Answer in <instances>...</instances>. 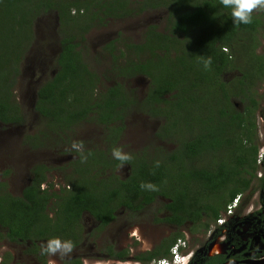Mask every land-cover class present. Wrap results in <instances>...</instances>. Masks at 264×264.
<instances>
[{
  "label": "trees",
  "instance_id": "obj_1",
  "mask_svg": "<svg viewBox=\"0 0 264 264\" xmlns=\"http://www.w3.org/2000/svg\"><path fill=\"white\" fill-rule=\"evenodd\" d=\"M159 6L168 10L165 30L151 24L141 42L124 43V49L117 54H113L117 49L115 40L104 47L113 54L112 68L117 74L141 73L149 77L144 107L166 116L157 134H178V145L162 156L131 153L124 177L114 173L100 177L102 171L114 168L120 161L110 156L109 150L99 149L84 152L88 156L86 163L81 162L78 153L68 188H41L49 170L43 163L34 165L32 177L20 194H12L1 181L0 239L29 240L35 245L39 239L69 240L70 235L75 238L80 232L83 211L105 224L114 217L117 207L138 210L157 196L166 199L163 205L168 213L156 220L176 225L189 220L191 231L206 232L236 194L247 191L249 196L256 190L264 191V157L261 164L257 163L255 142L257 102L245 89L264 78V54L255 50L256 33L263 25L261 16L253 13L251 24L234 25L230 9L224 8L220 0H140L137 11ZM48 10H56L62 36L57 68L37 88L35 109L60 129L71 128L87 118L102 123L108 130L107 139L113 143L123 127L125 109L134 102L132 90L127 91L120 82L97 90L98 76L85 62L76 38L77 34L83 38L93 23L102 22L106 16L133 12L129 0H0V121L19 123L23 119L11 89L19 60L33 35L32 20L36 13ZM241 32H245L246 43L237 42ZM233 45L238 46L244 58L237 87L250 100L242 109L229 102L228 91L237 89L234 86L232 90L223 79L227 70L236 67ZM131 51L135 58L130 57ZM199 55L211 56L210 70L204 69ZM223 149L224 156L217 161L193 164L198 156ZM259 168L261 176H257ZM141 182H151L158 190H142ZM241 206L242 203L237 210ZM249 217L252 229L264 230L259 216ZM179 235L182 233L175 231L135 257L149 264L153 258L168 255ZM233 240L241 243L238 237ZM29 250L35 252L36 248ZM233 256L241 255L232 253ZM9 258V253L3 254L0 264H9ZM223 260L220 255H201L190 264H219ZM70 263L81 264V260L64 262Z\"/></svg>",
  "mask_w": 264,
  "mask_h": 264
},
{
  "label": "rangeland",
  "instance_id": "obj_2",
  "mask_svg": "<svg viewBox=\"0 0 264 264\" xmlns=\"http://www.w3.org/2000/svg\"><path fill=\"white\" fill-rule=\"evenodd\" d=\"M138 1L140 0H129V6L133 8L130 14L106 16L102 22L93 23L83 33V38L79 34L76 38L85 62L98 76L97 90L104 89L115 82L122 83L129 92L132 90L130 94L134 102L125 109L123 127L113 143L107 139L108 130L102 123L87 118L75 123L71 128L60 129L52 125L35 109L37 88L49 79L57 68L56 56L60 50L62 36L56 10L35 14L32 20L33 35L19 60V71L11 89L13 99L21 108L23 119L19 123L0 121V182H5V187L12 194L21 193L22 188L30 181L32 168L36 163L49 166L46 181L52 184V189L66 184L70 187L75 161L79 153L71 148L73 141H83L84 152L109 150L110 156H112L114 147H121L130 154H144L148 157L162 156L178 145V134L165 137L157 134L164 125L166 116L153 114L144 107L143 98L150 84L149 77L141 73L120 76L112 68V56L117 54L119 49H124V43L141 42L146 28L151 24L155 25L158 30L166 29L167 8L159 6L137 11ZM254 14L261 16L263 20V25L256 33L258 42L255 50L257 53L264 54V11H257ZM110 40H115L117 47L113 54L104 47ZM247 41L245 32H241L237 42L246 43ZM238 49L237 45L232 46V61L236 67L227 70L223 74V79L232 90L236 86V91H228V100L233 103L234 107L242 109L245 104L250 103V100L237 87V78L241 69L244 68V58ZM129 55L135 58L132 51ZM245 89L251 91L252 97L257 102L254 111L255 142L261 147L264 143V78L253 82L251 87L246 85ZM225 151L228 153L229 150ZM223 156L224 149L214 153H205L198 156L193 164H211V160L217 161ZM119 165L102 171L100 177L110 173L121 177L126 176L129 165L126 163L122 168H119ZM260 196L261 193L257 191L249 196L247 191L241 195L242 212L233 217L232 215L227 216V232H229L227 237L234 233L233 230L236 231L238 222H242L240 215L248 213V210L249 212L255 211L260 207ZM162 200L156 197L136 211L118 207L116 217L106 226L98 225L96 220L88 218L87 215L85 216L87 219L83 216L80 220L79 244L74 246V251L63 260H60L59 255L56 257L45 255L37 262L27 249L28 245L25 241H9L7 238H1L0 261L3 254L9 253V264H48L50 259L63 264L70 257H79L81 264H90L91 261L109 264V261L103 257L107 246L116 249L128 248V254L133 255L137 251L150 249L162 237L169 236L175 231H180L181 236L188 239L191 247L201 248L210 239V232L217 228V224L211 222L209 231L193 232L190 230V221L180 226L156 221L157 216L167 213ZM48 210L51 213L50 208ZM224 210L225 208H222L220 213L224 214ZM256 214L259 215L260 212ZM127 230L132 231L129 233ZM258 244L264 248V242L260 241ZM132 261L129 260L126 263L133 264Z\"/></svg>",
  "mask_w": 264,
  "mask_h": 264
},
{
  "label": "flooded vegetation",
  "instance_id": "obj_3",
  "mask_svg": "<svg viewBox=\"0 0 264 264\" xmlns=\"http://www.w3.org/2000/svg\"><path fill=\"white\" fill-rule=\"evenodd\" d=\"M236 104V103H235ZM241 109V108H240ZM257 163L261 164V161L264 157V143L262 144L261 147L258 146L257 148ZM263 174V171L261 168H259L257 170V176H261ZM47 178L41 182L40 184V187H47L49 188L50 190H59L61 187H64V188H68L69 184H66V185H62L56 189H52V184L50 182H47L46 181ZM259 194L261 193V196H260V207H258L255 211H250L248 210V213H244L242 216L240 215L241 217V220L242 222L240 223V221L238 222V227L235 230H233L234 233H232V235L229 237H227V221H225V223L223 225H217V228L216 229H213V231L210 232V239L201 247L199 248L198 246L197 247H191L190 244H189V241L187 239V244H188V250L191 251V253L187 256V258H185V261L183 264H190L192 262V260L196 257H199L201 255H204L208 258H212L214 256H217V255H220L222 257H224V260L222 262H220L219 264L223 263V262H234L233 264H257V263H254L253 261H249L254 259V260H257V259H261L264 257V248L261 247L260 244H258V242H264V230H254L252 229V220L251 218L249 217V215L253 216L254 218L258 217L260 218L261 220V223L264 224V191H261V190H256ZM255 192V191H254ZM243 193H241L242 195ZM159 198H162V202L166 199L162 196H157ZM240 203H242V198H240V201L238 203V205L235 207L233 213L231 214L233 216L235 215H238L240 212H242V207L238 209V206L240 205ZM119 207H125V206H119ZM164 207V205H163ZM118 208V207H117ZM117 208L114 210V217L112 219H110L107 223L105 224H101L100 221L96 218H94L88 211H83L81 213V217H80V220L81 218L84 216L85 219H87L85 216L87 215L88 218H92L94 220L97 221L98 225L100 226H106L108 225L110 222L113 221V219L116 217V212H117ZM127 208V207H126ZM143 208V207H142ZM129 209V208H128ZM141 209V208H140ZM164 209L167 211L168 213V209L164 207ZM132 210V209H130ZM139 210V209H138ZM136 211V210H134ZM53 211H51L50 215H52ZM259 213V215H257L256 213ZM166 213V214H167ZM237 213V214H236ZM165 215V214H163ZM163 215L161 216H157V217H162ZM156 220V219H155ZM156 221H160V222H166V223H171V222H168V221H162V220H156ZM186 221H189V220H186ZM184 221V223L186 222ZM191 222V221H190ZM171 224H174V223H171ZM183 224V223H182ZM181 224V225H182ZM176 225V224H174ZM191 225H192V222H191ZM212 225V223H211ZM211 225H210V228H211ZM176 226H180V225H176ZM209 228V230H210ZM208 230V231H209ZM129 233H131L130 231L132 230H127ZM256 231V232H255ZM172 235V234H171ZM169 235V236H171ZM169 236H165V237H162L156 244H154L150 249H145V250H142V251H137L135 252L133 255H129L128 254V248H120V249H116V248H113L112 246H107V249L104 253V259L109 261V264H127L126 262L129 261V260H133V264H144L143 261L137 259L135 257V255L139 252H145L147 250H151L155 245L157 244H160L161 241L164 239V238H169ZM181 236V235H179ZM234 237H238L239 241H241V243H237L236 241L233 240ZM80 232L79 234H77V237H72L71 235L69 236V240H71L74 244V246L78 245L79 244V241H80ZM9 240V239H8ZM10 241V240H9ZM36 245L35 244H32L31 241L27 240L25 241V243L28 245L27 249L29 250L30 248L32 249H35L36 248V251L33 252L31 250H29V252L35 257V259L37 260V262H39L41 259H39V256L41 255V250H40V247L39 245H41L43 242L45 243L44 240H36ZM124 251V253L121 255H118L117 253H120ZM258 252V254H257ZM262 252V253H261ZM234 253V254H239L241 255L240 257H231V254ZM45 255L42 256V258L44 257ZM76 258H79V257H70L67 261H70V260H73V259H76ZM105 262V261H104ZM64 264V263H63ZM72 264V263H70ZM90 264H99V261H91ZM102 264V263H100Z\"/></svg>",
  "mask_w": 264,
  "mask_h": 264
},
{
  "label": "clouds",
  "instance_id": "obj_4",
  "mask_svg": "<svg viewBox=\"0 0 264 264\" xmlns=\"http://www.w3.org/2000/svg\"><path fill=\"white\" fill-rule=\"evenodd\" d=\"M221 5L224 8L230 9L231 17L234 21V25L240 24H251L253 21V13L257 11H264V0H220ZM200 56V55H199ZM200 60L205 70H210L212 64L211 56L207 58L200 56ZM71 148L81 154V162L86 163L88 156L84 154V143L83 141H73ZM91 153L89 152V155ZM112 156L114 159L120 161L119 168H122L126 162L132 159L130 153L125 152L121 147H114L112 149ZM160 166V161L155 162V167ZM140 188L142 190H158L157 186L151 182H141ZM42 255L49 257H56L59 255L60 260L69 256L74 251V244L71 240H62L59 237L48 239L45 243L40 245ZM166 256V255H165ZM48 264H58L55 259H50ZM230 264L233 262L230 261Z\"/></svg>",
  "mask_w": 264,
  "mask_h": 264
},
{
  "label": "built area",
  "instance_id": "obj_5",
  "mask_svg": "<svg viewBox=\"0 0 264 264\" xmlns=\"http://www.w3.org/2000/svg\"><path fill=\"white\" fill-rule=\"evenodd\" d=\"M241 198V194H236L232 200L226 204L224 214H220L216 218L215 223L217 225H223L227 219L228 215H231L235 209V207L238 205ZM191 253L190 250H188V244L187 239L178 236L175 241L170 245L169 247V254L166 256H161L157 258H153L149 264H183L185 261V258Z\"/></svg>",
  "mask_w": 264,
  "mask_h": 264
},
{
  "label": "water",
  "instance_id": "obj_6",
  "mask_svg": "<svg viewBox=\"0 0 264 264\" xmlns=\"http://www.w3.org/2000/svg\"><path fill=\"white\" fill-rule=\"evenodd\" d=\"M249 261H253L254 263H257V264H263L264 263V257L261 259H257V260H254V259L250 260L249 259ZM221 264H230V262H223Z\"/></svg>",
  "mask_w": 264,
  "mask_h": 264
}]
</instances>
